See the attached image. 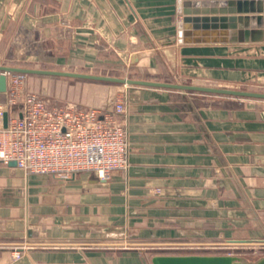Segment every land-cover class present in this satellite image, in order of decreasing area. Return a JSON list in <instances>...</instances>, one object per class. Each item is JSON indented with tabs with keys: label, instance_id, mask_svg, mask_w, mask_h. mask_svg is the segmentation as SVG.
Segmentation results:
<instances>
[{
	"label": "crops",
	"instance_id": "crops-1",
	"mask_svg": "<svg viewBox=\"0 0 264 264\" xmlns=\"http://www.w3.org/2000/svg\"><path fill=\"white\" fill-rule=\"evenodd\" d=\"M181 2L0 0V65L264 87V42L183 43ZM41 78L30 75L29 90ZM113 95L85 103L113 111ZM118 95L126 170L63 179L0 161V264H152L163 243L264 245V101L138 86Z\"/></svg>",
	"mask_w": 264,
	"mask_h": 264
},
{
	"label": "built area",
	"instance_id": "built-area-1",
	"mask_svg": "<svg viewBox=\"0 0 264 264\" xmlns=\"http://www.w3.org/2000/svg\"><path fill=\"white\" fill-rule=\"evenodd\" d=\"M6 76L7 101L0 103L1 162L15 161L26 175L49 174L63 179L89 172L107 180L129 167L128 131L118 118L126 110L122 100L113 111L75 105L52 107L28 89V74L8 72ZM156 248L165 253L236 254L244 246L182 242ZM21 250L14 251V260L22 258Z\"/></svg>",
	"mask_w": 264,
	"mask_h": 264
},
{
	"label": "water",
	"instance_id": "water-1",
	"mask_svg": "<svg viewBox=\"0 0 264 264\" xmlns=\"http://www.w3.org/2000/svg\"><path fill=\"white\" fill-rule=\"evenodd\" d=\"M256 4V5H255ZM180 41L183 43H262L264 42V0H228L226 7H183ZM8 72L28 75L66 77L125 86L151 87L202 93L238 99L264 100V91L228 86L203 85L174 80H155L112 74L58 70L19 65H0V92L7 91ZM8 112L4 114V126ZM11 163L16 164L15 161ZM152 264H264V255L250 259L228 253H165L156 252Z\"/></svg>",
	"mask_w": 264,
	"mask_h": 264
},
{
	"label": "rangeland",
	"instance_id": "rangeland-1",
	"mask_svg": "<svg viewBox=\"0 0 264 264\" xmlns=\"http://www.w3.org/2000/svg\"><path fill=\"white\" fill-rule=\"evenodd\" d=\"M184 5L186 0H181ZM198 2L206 1V0H196ZM21 64V63H17ZM19 66H27V65H19ZM31 67V66H30ZM112 75H119V76H128L133 77L132 75H129L125 72H115L111 73ZM30 76V75H29ZM41 82L33 88V92L37 93L41 98H43L48 105L52 107H64L68 106V103L77 102L81 105L87 106V107H93L92 104L98 103L101 105L104 101H107V98L109 95L114 93V100L117 102L118 100H121V98L118 95V88L128 87L121 84H100V88H103L102 90L98 89H89L88 87L94 86L91 83L88 82V80H81V79H73V78H66V77H54V76H41ZM137 78V77H136ZM174 81H177L176 79H173ZM182 82V81H179ZM187 82V81H185ZM191 83V82H188ZM76 85H79V88H74ZM218 86V85H214ZM230 87V86H229ZM231 87H237V88H245V89H252V90H261L264 91V87H251V86H231ZM29 89V88H28ZM31 91V90H30ZM191 93V92H190ZM220 96H212L216 100V102H223L226 99L224 98H218ZM77 99V101H74L73 99ZM84 101L80 102V101ZM79 101V102H78ZM91 102V103H85ZM264 101V100H262ZM100 102V103H99ZM100 108L101 107H95ZM246 246L245 249H242L238 251L239 253L236 254H242L250 259H256L260 257L261 255H264V245H255L253 246L254 249H252V246ZM256 247V248H255ZM29 248L27 246H23L22 248V255L24 251L28 250ZM156 251H158L156 249ZM257 251V252H256ZM17 261V260H16Z\"/></svg>",
	"mask_w": 264,
	"mask_h": 264
}]
</instances>
